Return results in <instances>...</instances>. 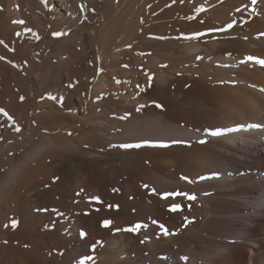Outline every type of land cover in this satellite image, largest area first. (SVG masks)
Returning a JSON list of instances; mask_svg holds the SVG:
<instances>
[{
  "label": "bare ground",
  "instance_id": "1",
  "mask_svg": "<svg viewBox=\"0 0 264 264\" xmlns=\"http://www.w3.org/2000/svg\"><path fill=\"white\" fill-rule=\"evenodd\" d=\"M262 34L264 0H0V264H264Z\"/></svg>",
  "mask_w": 264,
  "mask_h": 264
},
{
  "label": "snow or ice",
  "instance_id": "2",
  "mask_svg": "<svg viewBox=\"0 0 264 264\" xmlns=\"http://www.w3.org/2000/svg\"><path fill=\"white\" fill-rule=\"evenodd\" d=\"M257 3V0H251V4L252 5H255ZM202 10V9H201ZM237 11H239V9H237ZM252 11L253 12H255V8L253 7L252 8ZM18 23H22V21H20V22H18ZM228 27H231V24L230 25H228ZM221 31H223L224 29H220ZM54 35H57V36H59V35H61V33H54ZM262 35H264V34H262ZM190 38H195V36H193V37H190ZM4 43V41H2V40H0V44H3ZM0 59H4V57H0ZM197 59H200L199 57H197ZM248 59L249 60H255V62L256 63H259L261 66H264V59H256V58H254V57H248ZM71 86V85H70ZM262 91H264V89H262ZM21 100H23L24 99V97H21L20 98ZM0 113H4V110L3 109H0ZM5 115H7V113H4ZM248 127H250V128H261V127H264V125H261V124H250ZM238 129H227L226 131L227 132H231V131H237ZM16 131H19V129L17 128L16 129ZM207 134L209 135V136H212V137H219V136H221V135H223L224 134V132L223 131H221L220 129H217V130H211V131H207ZM175 142H179V141H175ZM199 143H206L207 141L206 140H200V141H198ZM119 147H121V148H124V149H129V148H138V147H140V145L139 144H136V145H132V144H122V145H120ZM182 179H185V180H187L188 178L187 177H182ZM201 179H203V177H201ZM171 195H186L187 196V199H189V200H194L195 199V196H192V195H187V194H183V193H171ZM93 199H98V198H96V197H94ZM179 209V205H173L172 207H171V211H177ZM187 220L185 221V225L187 224ZM112 222L110 221V220H105V221H103L102 222V226L103 227H108L110 224H111ZM153 223H156V221H153ZM6 227H7V225H5ZM11 226L13 227V228H15L16 226H17V221L16 220H12L11 221ZM140 227V225H136V226H134V227H132V228H129V229H126V231H131V232H136L137 231V229ZM160 228H161V232L164 234V235H169L170 233L168 232V230L166 229V228H164V226L163 225H161L160 226ZM171 234H175V233H171ZM86 235V233H83V232H81V236L83 237V236H85ZM144 241H141V243H143ZM97 243H100V242H97ZM86 259H88V260H91V259H93L91 256H88V257H86ZM181 259L182 260H184V259H186V257H181ZM81 264H83V261H81Z\"/></svg>",
  "mask_w": 264,
  "mask_h": 264
},
{
  "label": "rangeland",
  "instance_id": "3",
  "mask_svg": "<svg viewBox=\"0 0 264 264\" xmlns=\"http://www.w3.org/2000/svg\"><path fill=\"white\" fill-rule=\"evenodd\" d=\"M247 3V1H244L242 4H240L239 6H237L236 8H242V6L243 5H245ZM243 21H245V20H243ZM41 41L42 40H38L37 42H33L32 43V45L34 46V48H37L38 46H39V44L41 43ZM37 46V47H36ZM37 56H39V54L37 53L36 54ZM39 77H40V74L39 73H35L34 74V78L31 80V83H32V85H33V87H34V90H33V94H34V96H33V98L31 99V107H32V114L33 115H36V114H38V113H40V112H44V111H46V112H50V110L53 108L52 107V103H51V101L48 99V98H40L39 100L35 97V93H36V91H35V86L38 84V82H39ZM1 144H2V139H0V150H1ZM3 157V158H2ZM2 159H4V156L3 155H1L0 154V160H2ZM3 167V168H2ZM1 167V170H3L4 169V167H5V165H3ZM5 198V199H4ZM4 199V200H3ZM6 200H8V199H6V197L4 196L2 199L0 198V223H1V226H0V230L1 231H4L5 229H6V226L5 225H7L8 223H9V220H8V218L10 219L11 217H12V213L9 211L10 209L8 208V206L7 205H10V203H8L9 202V200H8V202H6ZM5 202V203H4ZM3 204V205H2ZM3 206V207H2ZM3 208V209H2ZM5 208V209H4ZM6 209H8V210H6ZM4 211H6V213H3ZM2 212V213H1ZM9 214H8V213ZM3 216H2V215ZM6 215V216H5ZM10 215V216H9ZM4 220H3V219ZM6 218V219H5ZM3 229V230H2ZM4 232H6V231H4ZM4 232L2 233V232H0V234H4ZM6 234V233H5ZM2 239V240H1ZM0 239V244H1V246H3V245H7V246H3L4 248H6V250L8 251L9 250V248H8V242H7V240L3 237V238H1ZM4 239V240H3ZM7 243V244H6Z\"/></svg>",
  "mask_w": 264,
  "mask_h": 264
}]
</instances>
